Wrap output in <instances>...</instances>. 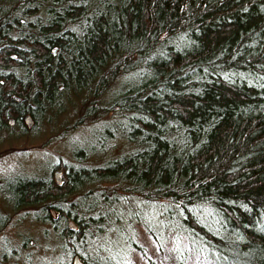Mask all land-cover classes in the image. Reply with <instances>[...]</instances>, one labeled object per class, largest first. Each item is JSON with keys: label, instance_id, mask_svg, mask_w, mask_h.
I'll return each instance as SVG.
<instances>
[{"label": "trees", "instance_id": "obj_1", "mask_svg": "<svg viewBox=\"0 0 264 264\" xmlns=\"http://www.w3.org/2000/svg\"><path fill=\"white\" fill-rule=\"evenodd\" d=\"M72 99L80 111L63 128L106 123L74 159L46 162L47 175L1 177L13 210H32L85 264L104 263L87 258L81 233L113 224L130 239L137 222L156 242L152 225L175 229L184 252L212 264H264V0H0V132L26 134L24 113L35 129ZM110 139L124 144L118 156L88 163ZM147 205L152 222L137 212Z\"/></svg>", "mask_w": 264, "mask_h": 264}, {"label": "rangeland", "instance_id": "obj_2", "mask_svg": "<svg viewBox=\"0 0 264 264\" xmlns=\"http://www.w3.org/2000/svg\"><path fill=\"white\" fill-rule=\"evenodd\" d=\"M120 77L111 82L108 91L100 99V104L105 103L111 97V94H114L120 88L121 79L123 78L122 80L125 81L126 75ZM71 103L74 104H68L62 114L54 113L57 115H53V120L48 118L40 120L38 127L31 129L27 134L0 132V178L11 173L28 171L36 172L41 176L47 175L48 173L45 171L47 168L44 165L46 162H55L58 156L61 160L68 162L74 159L70 152L73 146L85 144V147H87L94 143V136L106 123L105 117L91 119V116H81L78 118L77 127L70 131L68 128H63L60 123L65 124L64 121L71 122L78 115L79 106L76 105L74 99ZM77 103H80V100H77ZM121 145L123 147L124 144L120 139L107 140L102 150L96 149L87 154L88 163L99 164L106 159L117 157ZM106 186H110V184L102 182L100 185L98 183L97 188H108ZM94 187L96 186L87 187L86 185L87 189L97 193V189H92ZM3 194L0 192V214L6 216V218L8 215V220L3 227H0V264L69 263L72 253L68 243L61 242L63 238L59 239L52 235H48V238H46L44 227L50 229V225L43 223L40 218H31L29 215L32 210L30 209L27 213L21 209L13 210L10 203L4 200ZM68 198L70 197L68 196ZM135 199L136 197H132V201L136 205ZM72 200L75 202L77 199ZM50 201L51 199L46 200L44 204ZM66 202L64 201V203ZM75 211L78 217L88 218L91 215L90 213ZM161 211L157 213V219L160 221L162 218L159 215H163ZM137 212L140 215L143 213V217L148 221L154 213V207L147 205L142 210H137ZM204 212V208L200 210L201 215ZM203 218L206 220L205 216ZM149 221L152 222V220ZM112 225L106 226V228L109 226L108 233L106 231L105 234L98 237L91 236L93 230L90 233L89 229H87L89 235L85 231L80 234L84 241L78 240L81 245L79 247L87 253V258L88 256L99 258L94 260H100L104 264L105 262L118 264V259L119 264H151L148 259H151L153 264H175L174 257L180 256L182 258L176 264H212V259L202 257L201 253L184 252L187 250L184 248L186 239L173 236V233H176L175 229H170L168 226L152 225L154 232L160 237L156 242L138 222L133 224V235L130 239L118 237V227ZM106 228L103 227L102 231ZM23 237L27 239L24 240L25 242L23 241L24 247L21 248L20 244ZM67 239L69 242L72 237L68 236ZM58 243L62 244L63 249L58 248ZM175 251L178 253L174 254Z\"/></svg>", "mask_w": 264, "mask_h": 264}, {"label": "water", "instance_id": "obj_3", "mask_svg": "<svg viewBox=\"0 0 264 264\" xmlns=\"http://www.w3.org/2000/svg\"><path fill=\"white\" fill-rule=\"evenodd\" d=\"M23 122L24 124L26 125L27 128L31 127L32 124H33V119L31 117V115L29 113H26L24 116H23ZM60 174H61V170H54L53 172V175H54V180L57 184L60 183ZM50 212L52 214V216H54V209L50 208ZM71 264H84L82 262V260L80 259L79 255L78 254H74L72 256V259H71Z\"/></svg>", "mask_w": 264, "mask_h": 264}, {"label": "flooded vegetation", "instance_id": "obj_4", "mask_svg": "<svg viewBox=\"0 0 264 264\" xmlns=\"http://www.w3.org/2000/svg\"><path fill=\"white\" fill-rule=\"evenodd\" d=\"M8 119H10V117Z\"/></svg>", "mask_w": 264, "mask_h": 264}]
</instances>
